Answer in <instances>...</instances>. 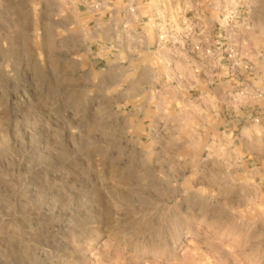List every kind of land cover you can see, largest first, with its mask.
I'll list each match as a JSON object with an SVG mask.
<instances>
[{"label":"rangeland","instance_id":"rangeland-1","mask_svg":"<svg viewBox=\"0 0 264 264\" xmlns=\"http://www.w3.org/2000/svg\"><path fill=\"white\" fill-rule=\"evenodd\" d=\"M179 1L0 0V264H264V0Z\"/></svg>","mask_w":264,"mask_h":264},{"label":"crops","instance_id":"crops-1","mask_svg":"<svg viewBox=\"0 0 264 264\" xmlns=\"http://www.w3.org/2000/svg\"><path fill=\"white\" fill-rule=\"evenodd\" d=\"M134 2H137L139 4L141 2V5L137 7L138 14H136V18L134 19L136 25L141 28V33L143 35L144 41H149V33L147 32L150 28V34L154 35L156 34L157 27L161 25L162 22H165L166 18L168 16L173 17V12L177 11L179 8V0H133ZM146 7L144 8V6ZM134 11V10H133ZM143 11L149 12L150 15L148 17V20L145 21V17L148 16L147 14L143 13ZM186 12V10H185ZM188 13V12H187ZM204 12L202 10L198 12H194L193 15L189 16L191 19L190 22L194 24V27L200 23L201 20H203ZM195 19H199V21H195ZM197 24V25H196ZM205 26V24H199V27ZM149 27V28H147ZM194 32L191 38H188L187 42L184 43V41L180 40V45L176 46L177 49L174 50L173 55L176 57H184L188 56L190 57L191 49L195 45H199L200 41L197 39L198 34ZM196 36V37H195ZM175 45H166L165 48L170 49V47H174Z\"/></svg>","mask_w":264,"mask_h":264},{"label":"built area","instance_id":"built-area-1","mask_svg":"<svg viewBox=\"0 0 264 264\" xmlns=\"http://www.w3.org/2000/svg\"><path fill=\"white\" fill-rule=\"evenodd\" d=\"M133 11V9H132ZM189 19L186 18V16H179V19L174 20H169L167 19L165 22H162V24L160 25L161 28H159L158 30V42L160 44L166 42L167 40H172V41H177L179 40L181 37H185L184 32L181 30V27H179L181 24H188ZM185 26V25H184ZM183 28V27H182ZM187 29V28H186ZM187 33V32H185ZM190 35V33L186 34V37L188 38V36ZM228 55L229 57H233L235 55V50L233 48H230L228 50Z\"/></svg>","mask_w":264,"mask_h":264}]
</instances>
